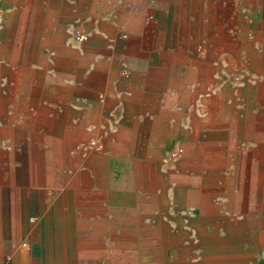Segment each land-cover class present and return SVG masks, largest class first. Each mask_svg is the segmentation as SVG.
Returning a JSON list of instances; mask_svg holds the SVG:
<instances>
[{
	"label": "crops",
	"instance_id": "obj_1",
	"mask_svg": "<svg viewBox=\"0 0 264 264\" xmlns=\"http://www.w3.org/2000/svg\"><path fill=\"white\" fill-rule=\"evenodd\" d=\"M6 3L0 42L9 45L22 36L27 46L18 57L41 55L44 75L37 82L22 81L15 93L2 94L0 131L17 119L36 122L32 131L50 140L47 150L54 160L47 170L53 171L52 185L59 189L53 203L58 221L51 232L57 238L51 245L44 194L38 196V212L31 216L40 221V243L34 240L37 224L21 222L24 208L29 214V196L20 197L24 207L17 209V224L3 221L0 199V264H26L22 240L25 246L28 240L32 247L39 246L43 264H124L123 259L109 258V230L103 220L114 205L125 209L134 202L130 192L108 182L109 162L128 155L135 164L138 156L154 152L153 140L183 138L193 140L186 142V163L201 164L199 138L208 130L205 92L216 91L222 75L237 67L236 56L227 48L248 44V0ZM96 4L100 13L94 10ZM110 10L114 16L108 15ZM80 25L89 34L83 42L76 40ZM11 50L7 58L13 57ZM211 125L218 132L219 123ZM13 185L11 176L0 179V187ZM203 232L215 236L219 231ZM225 232L223 242L182 244L184 258L171 264H264L259 256L248 257L245 238L230 241L239 230Z\"/></svg>",
	"mask_w": 264,
	"mask_h": 264
},
{
	"label": "rangeland",
	"instance_id": "obj_2",
	"mask_svg": "<svg viewBox=\"0 0 264 264\" xmlns=\"http://www.w3.org/2000/svg\"><path fill=\"white\" fill-rule=\"evenodd\" d=\"M6 1L0 0V30L6 18ZM100 7L96 4L94 10L100 13ZM231 13L229 10L227 17ZM108 15L114 16V10ZM76 31L77 42L88 39L84 26H78ZM21 38L9 45L0 42V98L3 93H15V86L22 81L33 83L37 77L43 78L41 55L18 57L27 46ZM239 44L238 49L227 48L236 56L237 67L225 70L216 91L205 92L207 105L203 110L208 130L199 138L204 153L199 166L186 163V142L193 140L183 138L153 140L154 152L138 156L135 164L128 155L110 160L108 182L130 192L134 202L125 209L114 205L115 209L103 220L109 230L110 259H123L124 264H171L184 258L182 244L197 245L205 239L223 242L225 230H239L230 241L242 242L245 238L248 257L259 256L264 262V0H248V44ZM11 48L13 57L7 58ZM6 87L9 90L3 91ZM213 123H219L218 132L212 128ZM36 127V122L17 119L1 128L0 179L11 176L14 181L12 187H0L1 215L3 221L17 224V209L23 206L20 197L29 196V214L24 208L21 222L37 224L35 230L39 232L34 240L40 243L41 224L31 216L38 212V196L44 194L50 211L47 216H51L47 220L51 245L57 238L51 232L58 221L53 215V203L59 188L52 185L53 171L47 170L53 167L54 160L47 150L50 140L39 139L32 131ZM138 142L135 140L136 146ZM210 148L216 152H208ZM203 230L219 232L210 236ZM21 245L26 264H43L38 245L32 247L29 240L27 246L24 240ZM49 248L52 256L54 252Z\"/></svg>",
	"mask_w": 264,
	"mask_h": 264
},
{
	"label": "bare ground",
	"instance_id": "obj_3",
	"mask_svg": "<svg viewBox=\"0 0 264 264\" xmlns=\"http://www.w3.org/2000/svg\"><path fill=\"white\" fill-rule=\"evenodd\" d=\"M153 103V102H152ZM240 111V110H239ZM262 120V119H261ZM212 169V168H211ZM18 178V177H17ZM53 241V240H52Z\"/></svg>",
	"mask_w": 264,
	"mask_h": 264
}]
</instances>
